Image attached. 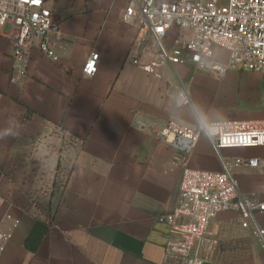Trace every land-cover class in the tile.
<instances>
[{"label":"crops","instance_id":"0c3cea01","mask_svg":"<svg viewBox=\"0 0 264 264\" xmlns=\"http://www.w3.org/2000/svg\"><path fill=\"white\" fill-rule=\"evenodd\" d=\"M128 1L46 0L58 60L32 48L17 83L10 78L14 42L9 28L0 32V220L9 212L17 224L0 264H163L169 228L160 216L178 202L183 169H220L204 136L188 152L162 138L167 124L197 129L169 96L189 86L208 121L264 119L260 91L258 100H240L246 70L219 76L165 63L147 72L134 63L138 29L124 19ZM93 51L98 71L84 77ZM212 60L224 64L225 52L217 48ZM246 72L256 85L264 81V72ZM248 149L264 146L226 151ZM258 168L249 181L235 173L254 203L264 199V187L248 189L264 180V164ZM236 215L227 211L215 222L225 227ZM257 219L264 225V212ZM239 229L205 264H264V249Z\"/></svg>","mask_w":264,"mask_h":264},{"label":"built area","instance_id":"2783aa9c","mask_svg":"<svg viewBox=\"0 0 264 264\" xmlns=\"http://www.w3.org/2000/svg\"><path fill=\"white\" fill-rule=\"evenodd\" d=\"M126 21H135L137 34L131 49L134 63L153 72L165 63L190 64L222 76L228 68L264 72V0H129ZM9 28L14 42L11 52V82L27 74L32 48L57 61L50 36L54 23L46 0H0V32ZM225 52L224 64L213 61L215 50ZM99 52L86 60L82 75L98 71ZM190 98L189 86L179 92ZM214 135L208 139L220 162V169L186 166L181 175L176 206L160 216L169 228L163 264H205L219 243L221 224L216 218L236 211L241 228L250 232L264 249V225L257 211L264 212V199L254 203L244 198L240 180L231 165L258 168L264 158L223 156L221 150L264 146V119L208 121ZM162 138L188 152L201 135L177 124L160 130ZM11 213L0 220V255L16 227Z\"/></svg>","mask_w":264,"mask_h":264},{"label":"rangeland","instance_id":"374dc122","mask_svg":"<svg viewBox=\"0 0 264 264\" xmlns=\"http://www.w3.org/2000/svg\"><path fill=\"white\" fill-rule=\"evenodd\" d=\"M241 76L243 78V82L239 85L241 88H239L238 90L241 91L240 92V100H249V99H253V97L258 98L259 97V91H260V100H264V81L262 82L261 85H256L255 84V77H251L249 75L248 72L246 71H241ZM264 80V79H263ZM263 93V94H262ZM258 100V99H256ZM229 151V150H227ZM227 151L226 149L221 150V153L223 154V156H228L227 155ZM246 154H242L243 156H262L264 157V149L262 150H253V149H248L246 151ZM219 168H220V162H219ZM239 169V171L237 172L236 169ZM231 169L234 173L238 174V176H240L243 181H249L251 178V174L252 172H257L259 170V168L257 169H251V168H242V166L239 165H235L232 164L231 165ZM245 183V182H244ZM240 187L244 188L245 185L243 186V184L240 183ZM264 187V180L260 179L259 182L258 180H255L254 182H252L251 185L248 186V189L251 190V193H258L259 189ZM49 217H51V212L48 213ZM232 221L231 225H227L225 227H223L221 225V229L219 232V236H218V245L214 251V253H217L219 250V246H220V242L224 239V238H235L238 237L239 234L237 233V231L239 232V228L240 224H239V220H238V215H236L234 217ZM225 225V224H224Z\"/></svg>","mask_w":264,"mask_h":264},{"label":"clouds","instance_id":"9594fccd","mask_svg":"<svg viewBox=\"0 0 264 264\" xmlns=\"http://www.w3.org/2000/svg\"><path fill=\"white\" fill-rule=\"evenodd\" d=\"M169 103L173 107H185V117L192 121L202 136L211 139L214 135V128L208 122L206 107L194 98L187 97L182 91L169 96Z\"/></svg>","mask_w":264,"mask_h":264}]
</instances>
